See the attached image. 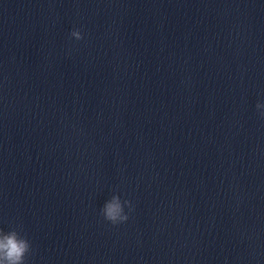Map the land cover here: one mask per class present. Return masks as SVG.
Returning <instances> with one entry per match:
<instances>
[{
    "label": "clouds",
    "instance_id": "9594fccd",
    "mask_svg": "<svg viewBox=\"0 0 264 264\" xmlns=\"http://www.w3.org/2000/svg\"><path fill=\"white\" fill-rule=\"evenodd\" d=\"M70 36L75 40H82L83 34L79 29H73ZM261 119H264V103L257 102L255 105ZM125 207L129 212L133 211V206L129 200H121L119 195H112L101 208L103 218L113 225L121 224L129 219V214L125 212ZM19 226L11 227L7 232L0 229V264H27V258L32 252V245L26 235L22 234Z\"/></svg>",
    "mask_w": 264,
    "mask_h": 264
}]
</instances>
